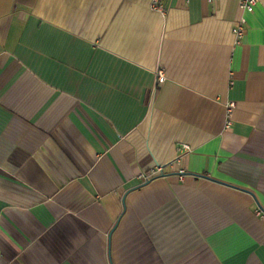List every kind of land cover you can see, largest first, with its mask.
Returning a JSON list of instances; mask_svg holds the SVG:
<instances>
[{
	"label": "crops",
	"instance_id": "crops-1",
	"mask_svg": "<svg viewBox=\"0 0 264 264\" xmlns=\"http://www.w3.org/2000/svg\"><path fill=\"white\" fill-rule=\"evenodd\" d=\"M159 1L0 0V264H264V0Z\"/></svg>",
	"mask_w": 264,
	"mask_h": 264
},
{
	"label": "built area",
	"instance_id": "built-area-1",
	"mask_svg": "<svg viewBox=\"0 0 264 264\" xmlns=\"http://www.w3.org/2000/svg\"><path fill=\"white\" fill-rule=\"evenodd\" d=\"M209 2H212L214 0H208ZM260 0H240L239 6L240 9L244 12L252 13L255 10L256 5L259 3ZM153 7L158 9L161 12H164V6L159 0H154ZM247 27V19L245 16H241L237 22L235 23L233 27V33L236 39V42L239 43L241 39L243 38L245 31ZM166 79L164 73L160 71L158 73V82L161 84ZM236 108V102L235 101H228L226 103V124L225 126L229 128L233 123V112ZM183 149L186 151H191V147L188 144L182 145ZM164 174V167L161 165H158L155 169H153L149 175H144V179H148L150 176L160 175Z\"/></svg>",
	"mask_w": 264,
	"mask_h": 264
},
{
	"label": "water",
	"instance_id": "water-1",
	"mask_svg": "<svg viewBox=\"0 0 264 264\" xmlns=\"http://www.w3.org/2000/svg\"><path fill=\"white\" fill-rule=\"evenodd\" d=\"M183 174H184V172H182ZM163 175H165V174H162V176ZM217 182H220V183H224V182H221V181H218V180H216ZM224 184H226V183H224ZM227 185V184H226ZM230 185V184H229ZM241 190H243V191H245V192H247V193H250L251 195H253L254 196V193L251 191V190H248V189H245V188H240Z\"/></svg>",
	"mask_w": 264,
	"mask_h": 264
}]
</instances>
